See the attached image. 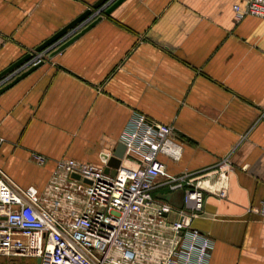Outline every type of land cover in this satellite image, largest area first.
I'll return each instance as SVG.
<instances>
[{
  "label": "crops",
  "instance_id": "obj_1",
  "mask_svg": "<svg viewBox=\"0 0 264 264\" xmlns=\"http://www.w3.org/2000/svg\"><path fill=\"white\" fill-rule=\"evenodd\" d=\"M96 1L0 0V71L28 52L43 60L0 94V167L41 190L58 159L101 165L144 114L182 145L179 160L161 156L167 170L205 190L192 224L212 240L207 264H264V19L235 17L245 0H122L108 14L112 0Z\"/></svg>",
  "mask_w": 264,
  "mask_h": 264
},
{
  "label": "built area",
  "instance_id": "obj_2",
  "mask_svg": "<svg viewBox=\"0 0 264 264\" xmlns=\"http://www.w3.org/2000/svg\"><path fill=\"white\" fill-rule=\"evenodd\" d=\"M232 9L237 18L264 19V0ZM119 142L126 149L114 175L104 172L112 153L101 165L56 160L41 190L18 185L0 167V264H207L212 240L192 224L205 190L191 172L172 174L161 159L181 157L173 127L135 112ZM31 159L46 161L39 153ZM228 166L224 160L219 168ZM159 190L180 191L181 206L159 199Z\"/></svg>",
  "mask_w": 264,
  "mask_h": 264
},
{
  "label": "water",
  "instance_id": "obj_3",
  "mask_svg": "<svg viewBox=\"0 0 264 264\" xmlns=\"http://www.w3.org/2000/svg\"><path fill=\"white\" fill-rule=\"evenodd\" d=\"M110 0H97L92 7L97 9L100 8L104 3L108 2ZM122 0H112V3L105 9L104 13L108 14L114 7H116ZM91 10H86L79 16H77L74 20L69 22L67 25H65L63 28H61L59 31L55 32L51 37L46 39L42 44H40L37 48L36 51L42 50L44 47L58 39L59 37L63 36L68 30L71 28L75 27L79 22H81L89 13ZM101 19V16H98L95 18L93 21H91L89 24H87L85 27H83L81 30L76 32L74 35H72L70 38L65 40L62 44L59 45V47L52 52L50 55L61 51L63 48H65L69 43L74 41L76 38H78L81 34H83L88 28H90L92 25H94L97 21ZM33 53L28 52L18 58L16 61L8 65L6 68L0 71V81L7 77L10 73L15 71L16 69L23 68L24 66L26 67L24 70H21L18 74H16L13 78H11L9 81L5 82L4 84L0 85V94L10 88L12 85H14L16 82L27 76L29 73H31L33 70H35L38 66H40L43 63V60H38L36 62L33 61ZM125 145L121 142H118L117 145L115 146L112 154L107 158L106 164L104 167V172L109 173L110 175H114L116 173V169L120 166L121 164V159L124 156L125 153ZM77 177V176H75ZM180 192V191H179ZM181 197L182 193L180 192V201L178 203H174L172 199L169 198L168 194L161 195V198L168 201L169 203L180 207L181 206ZM39 260L37 259V263Z\"/></svg>",
  "mask_w": 264,
  "mask_h": 264
},
{
  "label": "rangeland",
  "instance_id": "obj_4",
  "mask_svg": "<svg viewBox=\"0 0 264 264\" xmlns=\"http://www.w3.org/2000/svg\"><path fill=\"white\" fill-rule=\"evenodd\" d=\"M168 195H169V198L174 201V203H178L180 201V192L179 191L170 193Z\"/></svg>",
  "mask_w": 264,
  "mask_h": 264
}]
</instances>
